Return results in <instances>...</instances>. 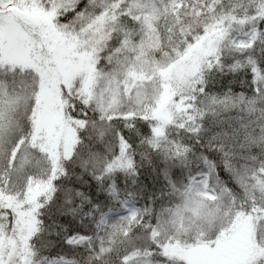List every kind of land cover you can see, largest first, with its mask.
<instances>
[{"label": "snow or ice", "instance_id": "1", "mask_svg": "<svg viewBox=\"0 0 264 264\" xmlns=\"http://www.w3.org/2000/svg\"><path fill=\"white\" fill-rule=\"evenodd\" d=\"M0 264H264V0H0Z\"/></svg>", "mask_w": 264, "mask_h": 264}]
</instances>
